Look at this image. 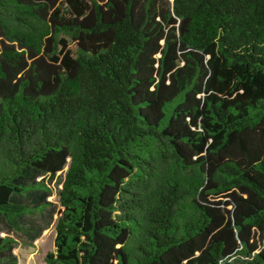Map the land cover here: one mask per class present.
<instances>
[{"label": "trees", "instance_id": "16d2710c", "mask_svg": "<svg viewBox=\"0 0 264 264\" xmlns=\"http://www.w3.org/2000/svg\"><path fill=\"white\" fill-rule=\"evenodd\" d=\"M56 213L46 264H264V0H0V264Z\"/></svg>", "mask_w": 264, "mask_h": 264}, {"label": "rangeland", "instance_id": "374dc122", "mask_svg": "<svg viewBox=\"0 0 264 264\" xmlns=\"http://www.w3.org/2000/svg\"><path fill=\"white\" fill-rule=\"evenodd\" d=\"M72 46L74 47V44ZM49 199L57 205V208L61 207L57 193L51 195ZM54 217V222L35 240H32L26 231H16L13 233V236L17 238L14 252L18 257V264H46L45 257L47 253L55 248V224L58 213ZM2 234L4 235L5 232Z\"/></svg>", "mask_w": 264, "mask_h": 264}]
</instances>
